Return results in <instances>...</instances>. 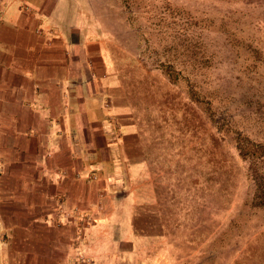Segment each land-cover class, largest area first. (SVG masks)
Listing matches in <instances>:
<instances>
[{"label":"rangeland","instance_id":"374dc122","mask_svg":"<svg viewBox=\"0 0 264 264\" xmlns=\"http://www.w3.org/2000/svg\"><path fill=\"white\" fill-rule=\"evenodd\" d=\"M25 2L53 5V27L86 43L93 76L84 78L98 80L101 105L127 124L135 159L147 163L146 179L140 167L120 174L122 196L147 187L152 194L139 199L152 209L138 207L136 232L157 238L142 239L139 250L152 249L164 264H264V208L254 206L250 176L264 167L239 158L233 142L236 132L264 142V0ZM161 65L186 71L187 80L169 81ZM186 81L209 101L214 122L190 100ZM2 215L10 227L0 229V264H91L75 249L85 215L54 216L47 241L44 229H14L15 215ZM68 254L72 262H61Z\"/></svg>","mask_w":264,"mask_h":264},{"label":"crops","instance_id":"0c3cea01","mask_svg":"<svg viewBox=\"0 0 264 264\" xmlns=\"http://www.w3.org/2000/svg\"><path fill=\"white\" fill-rule=\"evenodd\" d=\"M54 16L45 2L0 0V229L10 227L2 214H14V229H44L47 241L54 216L85 215L75 249L88 263L164 264L152 249L139 250L143 238L135 219L146 203L140 197L150 199V190L130 189L124 197L120 190L121 172L132 175L127 167H140L146 179L147 163L135 159L127 124L117 125L120 117L101 105L98 80L84 78L93 76L86 43L73 40L69 27L54 28ZM39 25L41 35L35 32ZM88 176L97 179L87 182ZM98 190L101 206L93 201ZM124 198L131 205H121ZM144 226L161 228L155 221ZM148 237L143 240L153 243L157 235ZM69 254L61 262H72Z\"/></svg>","mask_w":264,"mask_h":264},{"label":"trees","instance_id":"16d2710c","mask_svg":"<svg viewBox=\"0 0 264 264\" xmlns=\"http://www.w3.org/2000/svg\"><path fill=\"white\" fill-rule=\"evenodd\" d=\"M201 55L202 53L200 54V52H195L193 50V62L194 60L199 61ZM161 70L167 76L169 81H177L178 78L181 80H185L187 78L186 71H172L169 65H161ZM186 85L190 100H192L194 103L199 104L201 108H203L206 115L214 122V112L209 101L207 102L198 94V92L192 89L188 81H186ZM233 142L234 148L236 149L239 158L247 160L255 165H259L260 167H264V142L254 140L246 133H243L242 135L239 132H236L234 134ZM257 170L258 169H255L253 171V174L250 175L254 187L253 201L255 207L264 208V175L262 174V172H259ZM261 170H263V168Z\"/></svg>","mask_w":264,"mask_h":264},{"label":"built area","instance_id":"2783aa9c","mask_svg":"<svg viewBox=\"0 0 264 264\" xmlns=\"http://www.w3.org/2000/svg\"><path fill=\"white\" fill-rule=\"evenodd\" d=\"M44 29L39 25V26H37V28L35 29V32H36V34H39V35H41L44 31H43ZM48 33H50V31L48 30ZM95 179V177L94 176H89V177H87V179H86V181L88 182L89 180H94ZM78 260H79V262H82V263H88V261L87 260H84L82 257H78Z\"/></svg>","mask_w":264,"mask_h":264}]
</instances>
